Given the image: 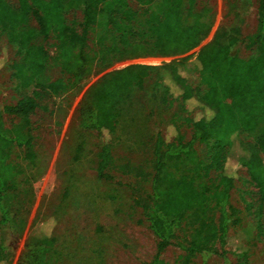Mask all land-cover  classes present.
<instances>
[{
	"label": "trees",
	"instance_id": "trees-1",
	"mask_svg": "<svg viewBox=\"0 0 264 264\" xmlns=\"http://www.w3.org/2000/svg\"><path fill=\"white\" fill-rule=\"evenodd\" d=\"M84 5L81 31L66 19L67 2ZM13 7L0 0V31L17 48L11 65L12 76L25 92L15 105L0 107V228L18 237L25 222L16 221L6 197L16 187L20 172L12 162L15 148L26 151L35 160L31 134L11 135L3 127V114L29 117L38 107L43 92L60 96L85 85L93 66L100 70L115 61L157 54L179 57L200 47L209 35V26L194 20L195 0H139L134 9L127 0H17ZM36 27H32V22ZM97 31L93 46L91 32ZM54 40L56 65L70 79L43 82L50 57L48 49L37 39ZM242 37L241 26L220 25L213 38L201 46L190 62L199 74L204 89H194L184 75L188 58L178 63L153 67L133 64L105 74L85 92L79 108L80 125L95 131L100 140L97 175L112 180L116 167L113 138L122 113L132 103L133 93L142 90L153 71L157 87L162 88L165 103L180 102L186 116L175 113L167 134L158 133L153 145L151 192L147 198L137 196L149 228L158 238L157 252L148 264H165L162 253L176 244L178 232L187 220L190 238L179 243L185 252L184 264L204 253L227 257L225 249L232 227L240 223L238 211L231 205L235 176L227 169V147L234 134L253 132L264 125V0H258V26L249 37L257 45L254 56L245 59L233 55L231 48ZM194 114H191L193 113ZM191 129L190 139L181 127ZM197 142L208 144V160H201L195 150ZM257 150L239 160L259 189L264 202V126L257 137ZM218 172L216 179L211 171ZM55 247L51 235L30 233L17 264H51ZM13 257L12 246L0 239V264ZM247 252L237 255L236 264H249Z\"/></svg>",
	"mask_w": 264,
	"mask_h": 264
},
{
	"label": "rangeland",
	"instance_id": "rangeland-1",
	"mask_svg": "<svg viewBox=\"0 0 264 264\" xmlns=\"http://www.w3.org/2000/svg\"><path fill=\"white\" fill-rule=\"evenodd\" d=\"M13 7L17 0H7ZM136 10L139 0H127ZM84 5L67 2L66 19L81 31ZM194 20L209 26L208 43L220 25L241 26V40L231 48L233 55L248 59L257 52L251 43L258 26V0H195ZM36 27V22H32ZM97 31L91 32L89 44ZM51 55L42 80L63 78L70 75L56 65L54 40L36 38ZM200 46V47H201ZM200 47L179 57L157 54L115 61L105 70L93 66L91 76L80 89H70L60 96L43 92L38 107L30 114L28 124L23 117L3 114V127L11 135L31 134L35 160L26 158V151L15 148L11 161L18 165L16 187L6 197L11 214L25 227L18 237L0 228V239L12 246L13 257L2 264H17L30 233L36 236L51 235L55 247L50 254L51 264H148L157 252L158 238L149 228L142 209L135 203L137 196L147 198L151 192L153 174V145L156 135L167 134V127L175 113L186 116L180 102L165 103L162 88L157 87L156 71L147 78L142 90L133 93V100L126 106L113 138L116 167L111 170L112 180H102L97 175L100 140L95 131L80 125L79 108L88 88L99 82L111 71L133 64L159 67L188 58L183 70L194 89L203 90L199 74L190 65ZM17 59V48L9 43L0 31V107L15 105L25 92L12 76L11 65ZM195 111H193L194 114ZM263 124L253 132L234 134L227 147L226 171L235 176L231 191V205L237 209L240 223L231 228L225 249L227 257L212 253L195 256L189 264H236L237 255L247 252L249 264H264V202L259 189L251 180L239 160L250 150H257V137ZM190 139L191 129L181 127ZM207 142H197L195 150L201 160H208ZM218 172L211 171L216 179ZM189 220L178 232L176 244L161 255L165 264H184L185 252L179 243H185L191 234Z\"/></svg>",
	"mask_w": 264,
	"mask_h": 264
}]
</instances>
